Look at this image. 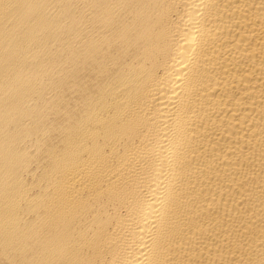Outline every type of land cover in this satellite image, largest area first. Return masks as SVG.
Instances as JSON below:
<instances>
[{
	"label": "bare ground",
	"instance_id": "6f19581e",
	"mask_svg": "<svg viewBox=\"0 0 264 264\" xmlns=\"http://www.w3.org/2000/svg\"><path fill=\"white\" fill-rule=\"evenodd\" d=\"M0 264H264V0H0Z\"/></svg>",
	"mask_w": 264,
	"mask_h": 264
}]
</instances>
